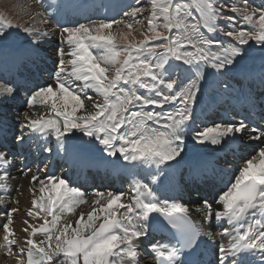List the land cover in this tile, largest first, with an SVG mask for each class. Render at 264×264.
I'll use <instances>...</instances> for the list:
<instances>
[{
    "label": "snow or ice",
    "instance_id": "1",
    "mask_svg": "<svg viewBox=\"0 0 264 264\" xmlns=\"http://www.w3.org/2000/svg\"><path fill=\"white\" fill-rule=\"evenodd\" d=\"M36 3L45 6L43 0ZM149 3L146 25L137 19L144 15V10L132 7L124 13V17L132 18V23L125 19H101L61 28V40L68 51H57L60 59L55 82L38 88L26 100L29 109L45 107L47 113L32 118L25 112L22 131L55 137L61 147L68 134L79 132L98 141L109 156L119 154L133 166L159 168L181 155L184 126L191 118L197 82L203 76L201 64L220 71L241 56L242 46L250 42L264 46V8L249 9L247 0L242 6L221 0ZM225 9L238 14L239 23L246 27L237 29L236 17L225 16ZM25 14L31 16L26 8ZM36 15L40 23H47L45 13ZM221 20L227 27H220ZM134 24L140 27L134 28ZM16 26L0 16V38ZM121 26L127 31L121 30ZM23 31L36 39L47 35L35 27H24ZM136 31L143 39L134 38ZM217 31L232 42L220 44L205 35ZM214 44H218L215 51ZM173 61L194 72L189 84L178 91L170 71ZM90 92L99 99H94ZM13 95L12 86L0 84V97ZM86 100L92 102L93 111L86 110ZM177 101L179 104L173 110H163ZM246 130L248 125L243 121L215 123L197 131L193 140L219 145ZM250 131L251 140H264V130ZM23 139V135L18 137L20 142ZM11 163L8 153L0 151V191L4 193L8 192ZM155 182L153 177L152 183ZM30 183L34 185L29 189L33 198L26 214L41 222L23 221L26 238L22 244L12 227L17 207L4 213L6 222L0 225V247L7 256L15 257L16 264H138V242L146 236L149 221L157 218L153 214L164 217L177 233L176 244L151 245L156 264H185V250H194L206 235L192 223L188 206L159 199L151 184L140 179L132 181L134 194L127 201L123 192L94 191L91 210L81 211L74 222L69 217L89 203L84 192L71 187L65 178L52 175L40 178L33 174ZM2 201L4 196H0ZM215 204L220 208L214 209L205 199L196 211L205 220H226L231 226V231L224 229V235L230 239L219 248L220 264H228L230 258L233 264H243L246 255L255 254L264 264V146L244 161ZM38 235L42 236L39 240Z\"/></svg>",
    "mask_w": 264,
    "mask_h": 264
},
{
    "label": "bare ground",
    "instance_id": "2",
    "mask_svg": "<svg viewBox=\"0 0 264 264\" xmlns=\"http://www.w3.org/2000/svg\"><path fill=\"white\" fill-rule=\"evenodd\" d=\"M106 1H108V0H106ZM251 2H254V0H252ZM109 3L113 5L111 7H115V9L112 12V17L110 19H114L117 16V12H118L117 10L120 9L119 5L123 4L120 12H122L124 10H127V9H129L130 6H132L130 4V3H132V0H110ZM261 3H262V6H263L264 5V0H261ZM107 7H109V6H107ZM30 10H32V9H30ZM101 19H104V17H102V18H100L98 20H101ZM87 23H85V24H87ZM53 36H55V34ZM211 39L216 40L214 38V36H212ZM41 41H43V40H41ZM39 44H40L39 42H36L35 44H31L30 48L33 49V48H35L36 45H39ZM0 46H3V47H0V54H3L5 57H8V58H10V56L14 55L15 48H16L15 44L5 41V43L0 44ZM6 53H8L9 55H6ZM259 62L260 61H259V59H257V57H255L253 59L237 57V58L234 59L233 64L227 66V69H229L230 71H235V69H238V68H248L249 69V68L257 65ZM203 81H204V84H202V86L205 85L204 88H202V86H200L198 84V86L201 88L202 96L206 95V93H209L208 91L213 88V86L217 82V79L214 80V78L212 76L206 75V76H204ZM54 82L55 81H53V82L50 81L49 82V80H47V83L44 86H41V87H45L47 85L54 84ZM89 94L93 95L91 92ZM14 96L15 95L10 96V97L9 96L0 97V110H2L4 108H7L8 100H10L11 97H14ZM86 101H85V104H86ZM26 107L28 108L27 104H26ZM38 108H42L40 115L47 113V110H46L45 107H38ZM87 109H88V111H93V108H88L87 107ZM33 118H36V117H33ZM11 127H13V126H11ZM21 134L24 135L22 130H21ZM70 136H71V134H68L67 139H69ZM72 138H74V140H82L85 143H89L92 139H94V138L85 137V136H83L82 133H79V132H74L72 134ZM261 146H264V144H262ZM96 147H97L98 150L106 153L103 150V146L100 145L99 142H98V145ZM188 147H189V144L188 143H184V145H183L184 150L185 149L187 150ZM257 150H258V148H257ZM116 156L119 157V154H117ZM116 156H112V157H116ZM168 164H169V162H168ZM128 165L132 167V169L134 171L133 175H134L135 179H140V180H142V181H144L146 183H150L151 187L154 189V191H156L155 184L152 183V178L153 177H155V178L157 177L155 183H156V185H158L159 178L163 176V170L159 171V169H163V165L160 166L159 168H157L154 165H152V166H146V165L133 166V164H130V163H128ZM139 168L145 169V172L143 174H141V175H139L137 172H135ZM0 171H2V170H0ZM9 171H15L14 166L9 168ZM9 174H11V173H9ZM31 176L32 175L30 174V175H27L25 178H18L16 180H12L11 181L10 185L13 187L14 192L10 196H8L7 200H4V201L0 202V225H2L4 222H6V217H5L4 213H6L7 210L12 208V207H17L19 209V211L17 213L13 214V229H14V231L18 230V227L21 224V220L23 218L24 219H30L31 223H34V221H35L34 218L25 216L26 210L31 207V200L33 198L32 197V193L29 191V189L34 186L32 183H30V181H31L30 177ZM146 177L148 178L149 181H147ZM8 183H9V180H8ZM169 183H171V178H169ZM168 190H171V187ZM0 192H2V191H0ZM90 193L93 194L94 192H90ZM131 193H132V189H130L127 192V199L126 200H128L132 196ZM85 196H86V199L89 201V203L81 205L79 208H77L76 215H73V216L69 217V219H71L73 222L75 221V219L77 218L78 214L81 211L87 213L88 211L91 210L92 205L90 203V200L88 199L87 192L85 193ZM16 201H18L17 205H16ZM213 207H214V209H219L220 208L219 205H216L214 203H213ZM195 217L200 222V224L202 226V230L204 231V233H206V235L208 236V242L221 241L223 244H227L228 243V240L230 239V237L229 236H222L220 233H212L210 231V228H208V226L204 224V222H203L204 221V217H202V215L200 213H195ZM2 236H3V230H2V227H0V245H2ZM17 236L20 237V239L23 240L26 235H24L22 233H18ZM150 239H148V240H150ZM1 248L2 247H0V249ZM144 262H149V259H145ZM0 264H13L12 256L4 257L3 261Z\"/></svg>",
    "mask_w": 264,
    "mask_h": 264
},
{
    "label": "rangeland",
    "instance_id": "3",
    "mask_svg": "<svg viewBox=\"0 0 264 264\" xmlns=\"http://www.w3.org/2000/svg\"><path fill=\"white\" fill-rule=\"evenodd\" d=\"M250 1H252V0H250ZM108 2H110V0H108ZM221 3H227L229 5L236 4L237 6H242L243 3H244V0H238V1H235V0H221ZM130 4L132 6H130L129 9L124 10V12H123L122 16H120L119 20L125 19L128 22L132 23L133 22L132 18L124 17V13L127 12V11H130L132 7H140V8H142L144 10V15L143 16H138L137 19H139L144 25H146L147 14H148V12L150 10L149 0H132V3H130ZM35 5H36V1L35 0H0V16H3L4 18L10 20L14 25H17L16 27H13L10 30H7L8 34H7V36H5L3 38H5L6 40L13 39V38L14 39H18L19 38L18 33H20L22 35H26L27 37H25V40H23V41L27 45L29 44L28 45V47H29L28 49L31 50L30 45L34 43L32 41H35L34 40L35 37H33L31 35H28L26 32L21 33V31H23L24 27H35V28H38V26L39 27L41 26V30L44 31V29H42V26H44V24L40 23V19H39L40 17L38 15H36L37 13H41V12L38 11V9H37V7ZM247 5H248L249 9H258L253 4H249L248 0H247ZM25 8L28 11H30L31 16L25 14ZM30 9H32V10H30ZM232 14L235 15V13L230 12L228 9L224 10V15L225 16L232 15ZM48 26H51V24L48 25ZM139 27H140V25L134 24V28H139ZM220 27L221 28L227 27V25L225 24V22L223 20L220 21ZM235 27L237 29H239L241 27H244V25L239 23V20L236 19ZM121 30H123L125 32L127 31V29H124L122 26H121ZM54 34L55 33L53 32V35ZM222 36H224V35H222ZM3 38H0V39H3ZM134 38L137 41H139V40L143 39V36L140 34L139 31H136V32H134ZM16 41H15V43H16ZM3 43H5V42L3 41L0 44H3ZM9 43H11V42H9ZM250 43H252V42H250ZM242 47H243V51H245L248 48H250L253 52H256V53H261V52L264 51V47H262V48L258 47V46L257 47H252L249 44L248 45H244ZM65 51L66 52L68 51L67 45L65 46ZM172 63L174 65V67L170 71L172 72V76H174V74H175V72L177 70V65L180 62L173 61ZM213 70H215V69H213ZM182 81H183L182 78H180L178 80V83H180V84L182 83V85H184L183 83H187L186 81H183V82ZM202 84H204V81L202 82ZM204 86L205 85H203L202 88H204ZM95 99H96V97H95ZM87 106H88V108H91L92 107L91 102H88ZM40 109H42V108H40ZM87 111H88V109H87ZM31 112H32V114H29L30 116H32L33 113H38V110H37V108H32ZM24 113H22L21 116H23Z\"/></svg>",
    "mask_w": 264,
    "mask_h": 264
}]
</instances>
